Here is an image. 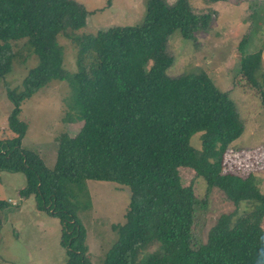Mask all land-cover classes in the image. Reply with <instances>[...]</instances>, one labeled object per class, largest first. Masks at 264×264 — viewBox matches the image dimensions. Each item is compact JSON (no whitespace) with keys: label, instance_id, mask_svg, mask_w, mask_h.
Returning <instances> with one entry per match:
<instances>
[{"label":"trees","instance_id":"16d2710c","mask_svg":"<svg viewBox=\"0 0 264 264\" xmlns=\"http://www.w3.org/2000/svg\"><path fill=\"white\" fill-rule=\"evenodd\" d=\"M219 1L225 0H208ZM145 8L140 24L86 38L77 71L68 75L58 39L77 40L70 33L85 25L88 12L82 5L0 0V84L14 64H23L18 62L22 50L37 60L18 87L4 83L12 109L7 136L0 138V173L23 174L19 198L34 197L38 207L60 221L66 264H94L70 194L78 188L85 195L92 181L114 183L129 193L123 224L112 227L116 240L95 264H264V234L234 219L236 213L220 215L205 240L196 237L197 214L205 202L197 200L192 187H182L179 174L191 169L208 191L219 190L235 208L251 203L264 210L254 176L222 173L224 153L244 131L228 94L204 72L166 73L174 63L169 37L179 32L190 40L195 32L207 31L209 15H195L187 0L171 5L147 0ZM88 54L93 57L89 67ZM241 62L264 113L260 52L243 55ZM55 81L69 83L77 111L72 120L82 125L75 136L58 139L50 170L38 153L23 148L27 126L19 118L22 103ZM197 135L199 148L192 144ZM1 194L0 228L11 209Z\"/></svg>","mask_w":264,"mask_h":264},{"label":"rangeland","instance_id":"374dc122","mask_svg":"<svg viewBox=\"0 0 264 264\" xmlns=\"http://www.w3.org/2000/svg\"><path fill=\"white\" fill-rule=\"evenodd\" d=\"M74 1L82 5L88 16L84 27L70 33L76 41L65 37L58 39L63 48V68L68 75L77 71V54L86 38L111 27L140 24L147 0ZM175 1L166 0L170 5ZM187 1L195 15H209L204 27L207 31L195 32L190 40L183 39L179 32L169 37L167 50L174 63L166 73L169 77H178L204 72L221 92L228 94L244 131L224 153L222 173L241 177L251 174L257 179L258 192L264 195V113L258 92L248 84L247 76L241 71L243 55L260 52V73L264 74V0ZM242 42H245L243 54L240 51ZM21 53L18 62L23 64H14L4 82L10 89L18 87L37 62L35 57L27 58L24 50ZM85 58V66L89 67L93 57L88 54ZM4 83L0 84V138L7 136V117L12 109L5 96ZM71 95L68 82L55 81L21 105L19 119L27 126L22 146L26 151L38 153L50 170L55 164L58 139L62 135L75 136L82 125L72 120L77 111ZM198 138L197 135L192 140L196 148H199ZM179 174L182 187H192L197 200L205 202L204 209L197 214V238L205 240L216 219L231 213L237 214L234 219L264 234V210L251 203L235 208L219 190L208 191L191 169H181ZM24 186L23 174L0 173V193L11 204L0 228V264H66L60 221L38 207L34 197L20 201L16 191ZM70 194L76 216L86 232L89 258L95 264L116 240L112 227L123 224L129 193L114 183L92 181L86 183L85 195L78 188H71Z\"/></svg>","mask_w":264,"mask_h":264},{"label":"clouds","instance_id":"9594fccd","mask_svg":"<svg viewBox=\"0 0 264 264\" xmlns=\"http://www.w3.org/2000/svg\"><path fill=\"white\" fill-rule=\"evenodd\" d=\"M16 195H17V197L19 198V195H18V191H16ZM31 198V197H30ZM20 199V201L21 200H24V199H21V198H19Z\"/></svg>","mask_w":264,"mask_h":264},{"label":"crops","instance_id":"0c3cea01","mask_svg":"<svg viewBox=\"0 0 264 264\" xmlns=\"http://www.w3.org/2000/svg\"><path fill=\"white\" fill-rule=\"evenodd\" d=\"M11 205V204H10Z\"/></svg>","mask_w":264,"mask_h":264}]
</instances>
